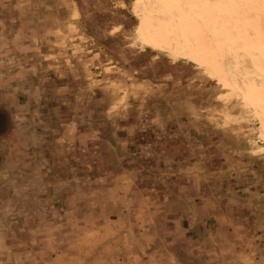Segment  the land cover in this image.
Returning a JSON list of instances; mask_svg holds the SVG:
<instances>
[{"label": "rangeland", "instance_id": "obj_1", "mask_svg": "<svg viewBox=\"0 0 264 264\" xmlns=\"http://www.w3.org/2000/svg\"><path fill=\"white\" fill-rule=\"evenodd\" d=\"M194 1L264 73V0ZM141 3L0 0V264H264V93Z\"/></svg>", "mask_w": 264, "mask_h": 264}, {"label": "bare ground", "instance_id": "obj_2", "mask_svg": "<svg viewBox=\"0 0 264 264\" xmlns=\"http://www.w3.org/2000/svg\"><path fill=\"white\" fill-rule=\"evenodd\" d=\"M167 6L169 11L174 17L173 23V34L174 39L169 41H162V44L168 47H173L181 50L184 54L189 56L196 63L213 70L226 71L234 74L250 83L255 84L264 93V73L257 74L256 76L252 74L251 66L252 55L247 54L245 51L244 56L237 58L236 56L229 57L226 55L227 50L225 49V44L221 42V37L225 36L223 32L232 30L237 24L241 26L243 22L242 16L236 17L234 13L228 17L224 18L220 15V8L215 9L214 6L208 5L207 9H199L192 4L190 7H184L181 0H161ZM193 2H195L193 0ZM213 7V8H210ZM236 10V9H235ZM230 19V20H229ZM234 21V22H233ZM189 22L191 28L194 25L195 29L189 28ZM247 26L253 31L255 35L264 38V15L257 13L255 11L251 12V16L247 20ZM233 23V24H232ZM208 26L209 28H215L217 31L210 30L204 31L201 26ZM201 28V29H200ZM118 29V28H116ZM225 30V31H224ZM262 32V33H261ZM241 33H237L238 38L242 40ZM228 35H232L228 33ZM153 42L156 41L155 38L151 39ZM262 41V40H261ZM258 64L257 66L264 70V63ZM257 70V71H256ZM258 73V68L255 69Z\"/></svg>", "mask_w": 264, "mask_h": 264}, {"label": "crops", "instance_id": "obj_3", "mask_svg": "<svg viewBox=\"0 0 264 264\" xmlns=\"http://www.w3.org/2000/svg\"><path fill=\"white\" fill-rule=\"evenodd\" d=\"M148 2V4L153 8V11L155 13H157V15L161 18H163V20L165 21V26L161 32V38H155V40L158 42H162V41H169L171 39V35H172V25H171V20L170 17L168 16V14L166 12H164L161 7H160V3L157 0H146ZM141 3V0H140ZM142 6V3H141ZM140 6V7H141ZM152 28L156 30L154 24H152Z\"/></svg>", "mask_w": 264, "mask_h": 264}]
</instances>
